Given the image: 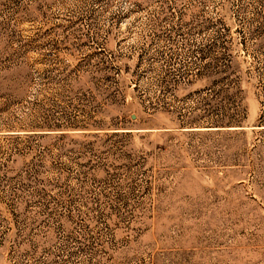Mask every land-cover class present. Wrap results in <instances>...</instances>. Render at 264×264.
<instances>
[{"label":"rangeland","instance_id":"obj_1","mask_svg":"<svg viewBox=\"0 0 264 264\" xmlns=\"http://www.w3.org/2000/svg\"><path fill=\"white\" fill-rule=\"evenodd\" d=\"M0 264H264V0H0Z\"/></svg>","mask_w":264,"mask_h":264}]
</instances>
